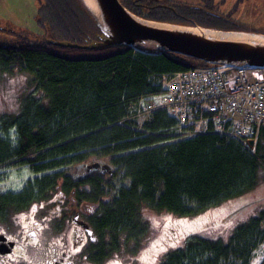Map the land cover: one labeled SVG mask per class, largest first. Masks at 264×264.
Returning <instances> with one entry per match:
<instances>
[{"label": "trees", "instance_id": "obj_1", "mask_svg": "<svg viewBox=\"0 0 264 264\" xmlns=\"http://www.w3.org/2000/svg\"><path fill=\"white\" fill-rule=\"evenodd\" d=\"M39 2V23L46 31L40 43L0 42V74L33 76L32 95L21 100L20 114L0 131V137L10 135L19 143L13 148L20 160L14 162L16 166L30 165L38 174H49L91 157L104 160L113 174L100 184L87 182L93 188L86 198L101 194L109 199L101 204L93 225L98 233L112 236L114 244L123 239L138 241L148 233L144 209L184 217L193 213L190 204L202 209L249 192L260 183L264 177V124L251 154L239 143L211 133L180 139L171 131L176 122L163 112L141 125L128 120L130 105L158 92L162 75L207 64L125 46L82 50L51 45L49 40L87 45L101 33L82 0ZM122 3L147 21L214 28L159 6L173 4L169 0ZM215 28L243 29L228 20ZM5 146L0 160L9 163L8 141ZM61 177L60 173L47 175L36 186L54 187ZM119 177L129 185L120 186ZM179 228L175 226L171 233ZM263 231L264 212L235 230L232 241L241 245L234 252L243 264H249ZM188 240L181 252H170L162 264H210L208 259L203 262V254L226 258L231 251L219 240L198 235Z\"/></svg>", "mask_w": 264, "mask_h": 264}, {"label": "flooded vegetation", "instance_id": "obj_2", "mask_svg": "<svg viewBox=\"0 0 264 264\" xmlns=\"http://www.w3.org/2000/svg\"><path fill=\"white\" fill-rule=\"evenodd\" d=\"M225 3L226 0H198L159 6L172 11L178 17L188 20H192L190 17L198 18L214 27L223 26L227 20L237 26L243 25L232 18L240 6L239 3L230 14H224ZM19 114L20 110L11 116L2 117L1 124L4 127L1 129H5L8 121L13 117L15 119ZM13 127L15 126H10L9 129ZM7 141L10 146L9 155L12 158L9 163L5 162V158L1 159L0 169L7 166L17 167L14 162L19 160L17 151L13 149L19 143L18 141L13 143L10 135L7 139L0 137V158L4 156ZM95 159L91 157L79 165H67L47 174L49 176L62 174L54 187L37 186L28 189L26 186L19 193L0 196V264H109L108 257L115 253L114 246L119 247L118 245H123L122 242L125 241L123 239L120 243L114 244L112 236L108 233H98L94 228L93 223L98 218L101 204H105L109 199L101 194L92 200L86 198L87 193L91 196L93 188V185L87 182L100 184V180L108 179L113 174L109 164L111 173L102 172L101 168L89 170V166L96 164ZM23 166L31 168L30 165ZM166 228L167 234L164 236L172 238L167 240L170 244L176 238L173 239V235L168 232L169 227ZM191 237L194 235L186 239ZM158 241L159 239L153 241L156 242V246ZM179 243L175 249L168 247L167 253L159 255L156 264H162L170 252H181L187 246L185 244L179 246ZM77 248L79 251H76ZM139 248L140 245L137 243L135 253L138 254ZM155 250L150 249L145 257L141 256L135 260L136 264L150 260ZM123 262L126 264L125 260Z\"/></svg>", "mask_w": 264, "mask_h": 264}, {"label": "rangeland", "instance_id": "obj_3", "mask_svg": "<svg viewBox=\"0 0 264 264\" xmlns=\"http://www.w3.org/2000/svg\"><path fill=\"white\" fill-rule=\"evenodd\" d=\"M169 1L187 2L198 0ZM238 3L240 6L237 7L238 9L235 10L232 18L243 24L240 25L243 27L241 31L250 29L264 34V0H242L241 2L240 0H226L223 8L224 14H230ZM39 7V0H0V42H8L10 44L16 42L40 43L43 36L46 35V31L39 23ZM32 77L29 73L0 74V129L3 122L1 120L2 117L11 116L16 111L19 112L21 100L32 95L34 90V84L31 81ZM95 161L102 166H108L104 160L95 159ZM74 169L71 168V170ZM44 175L46 176L47 174H38L32 168L25 166H7L4 169H0V196L19 193L26 186H28V189L36 188L38 179H42ZM118 183L120 186L129 185V181L122 177H119ZM190 207L193 213L184 217H166L161 213H154L144 209L143 216L149 224L147 235L141 238L139 242L133 239H124L123 245H118L119 247L115 245V253L108 257L109 262L119 260L120 263L124 264L123 260H125L126 264H136L135 260L140 258L142 253L143 257L147 255L149 251L145 252V249L150 250L149 246L153 241L159 239L157 248L161 245L168 247L167 240L172 238H165L164 235L167 234L166 226L169 227L170 230L168 232L170 231V234H172L171 231L175 226H179L178 231L172 234L173 239L176 238L181 241L179 246L186 245V241H189L186 237L198 235V237L203 239L219 240V242L228 246L229 249L231 248V251L228 250L226 258L223 256L216 258L214 253L203 254V262L208 259L210 264H243V261L238 258L239 253L236 254L234 252V249H238L241 244L239 245L237 240L232 241V239L235 238L233 236L238 227L264 212V177L249 192L225 199L220 203L202 209H199L194 204H190ZM148 217L154 218L158 226H155L153 219ZM261 236H263V240L251 253L249 264H264V231ZM137 243L140 245L138 254L135 253ZM162 254L160 253V256H163ZM185 264L188 263L185 262Z\"/></svg>", "mask_w": 264, "mask_h": 264}, {"label": "built area", "instance_id": "obj_4", "mask_svg": "<svg viewBox=\"0 0 264 264\" xmlns=\"http://www.w3.org/2000/svg\"><path fill=\"white\" fill-rule=\"evenodd\" d=\"M163 112L180 139L215 134L256 151L264 124V69L195 68L164 74L156 93L130 105L128 120L142 124Z\"/></svg>", "mask_w": 264, "mask_h": 264}, {"label": "water", "instance_id": "obj_5", "mask_svg": "<svg viewBox=\"0 0 264 264\" xmlns=\"http://www.w3.org/2000/svg\"><path fill=\"white\" fill-rule=\"evenodd\" d=\"M82 2L91 12L101 33L97 41L79 45L69 41L49 40L51 45L82 50L125 46L146 53L179 55L207 64L204 68L243 66L264 69V43L234 38L235 35L245 34L264 39V34L256 31L223 30L198 24L188 26L147 21L131 13L120 0H82ZM148 22L169 25L175 29L151 26L147 24ZM189 28L214 31L218 37L207 36L205 33L196 34L188 31ZM98 168H101L102 172L111 173L110 166H101L100 163L88 167L89 170Z\"/></svg>", "mask_w": 264, "mask_h": 264}, {"label": "snow or ice", "instance_id": "obj_6", "mask_svg": "<svg viewBox=\"0 0 264 264\" xmlns=\"http://www.w3.org/2000/svg\"><path fill=\"white\" fill-rule=\"evenodd\" d=\"M23 79V78H21ZM13 143H15V140L13 138ZM149 219H153V223L155 226H158V224L156 223V221L154 220V218L152 217H148ZM90 234V233H89ZM92 239L94 240L95 237H92ZM179 243V239L175 240V241H172L168 247H171L173 249L176 248L177 244ZM168 247H165L163 245H161L160 247L157 248L156 246V242H153V244H151L149 246L150 249H156L154 254L151 256L150 260L148 261H142V264H156V258L160 255V253H163V252H167L168 251ZM76 251H79V248L76 249ZM149 249H145V252H148ZM142 256H143V253H142ZM109 264H120L119 260H114V261H110Z\"/></svg>", "mask_w": 264, "mask_h": 264}, {"label": "bare ground", "instance_id": "obj_7", "mask_svg": "<svg viewBox=\"0 0 264 264\" xmlns=\"http://www.w3.org/2000/svg\"><path fill=\"white\" fill-rule=\"evenodd\" d=\"M89 5L93 6V4H90V3H89ZM147 24H149L151 26H157V27H160V28L175 29V28H173L172 26H169V25L153 24V23H150V22H148ZM187 30L191 31L193 33H196V34L205 33L207 36L218 37V34L216 32H214V31L202 30V29H194V28L193 29L189 28ZM234 38L235 39H240L242 41H254V42H257V43H264V39L263 38L250 36V35H245V34H243V35L242 34L241 35H235Z\"/></svg>", "mask_w": 264, "mask_h": 264}]
</instances>
